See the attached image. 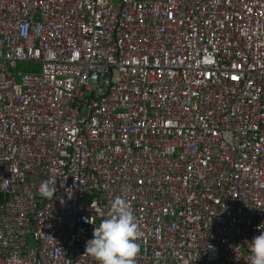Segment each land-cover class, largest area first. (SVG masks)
<instances>
[{"label": "built area", "instance_id": "1", "mask_svg": "<svg viewBox=\"0 0 264 264\" xmlns=\"http://www.w3.org/2000/svg\"><path fill=\"white\" fill-rule=\"evenodd\" d=\"M117 196L135 264H250L264 0H0V264H97Z\"/></svg>", "mask_w": 264, "mask_h": 264}, {"label": "clouds", "instance_id": "2", "mask_svg": "<svg viewBox=\"0 0 264 264\" xmlns=\"http://www.w3.org/2000/svg\"><path fill=\"white\" fill-rule=\"evenodd\" d=\"M41 195L48 197L54 193L45 186ZM140 236L130 202L117 196L110 204L107 217L101 219L92 238L86 242L85 254L94 257L97 264H135ZM248 248L250 264H264V231L249 241Z\"/></svg>", "mask_w": 264, "mask_h": 264}, {"label": "rangeland", "instance_id": "3", "mask_svg": "<svg viewBox=\"0 0 264 264\" xmlns=\"http://www.w3.org/2000/svg\"><path fill=\"white\" fill-rule=\"evenodd\" d=\"M40 70V65L39 64H33V63H28L24 62L21 63L19 66V71H24V72H37ZM33 244V241H31Z\"/></svg>", "mask_w": 264, "mask_h": 264}]
</instances>
